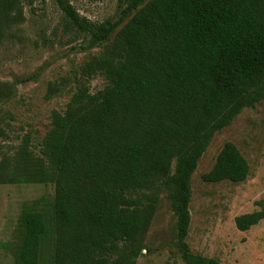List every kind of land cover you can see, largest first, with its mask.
Returning <instances> with one entry per match:
<instances>
[{
    "label": "trees",
    "instance_id": "1",
    "mask_svg": "<svg viewBox=\"0 0 264 264\" xmlns=\"http://www.w3.org/2000/svg\"><path fill=\"white\" fill-rule=\"evenodd\" d=\"M133 10L120 41L83 67L102 71L95 93L77 88L66 109L51 115L41 156L23 150L1 182H53L52 200L26 206L15 264H136L145 220L130 195L155 175L171 190L184 264H221L191 252L190 178L214 134L264 99V0H127ZM69 23L107 41L119 22L91 23L70 0H54ZM20 0H0V43ZM14 87L0 80V102ZM57 91L50 85L48 94ZM249 165L226 142L205 182H242ZM260 209L238 215L247 231L264 221ZM129 252L125 257L124 253Z\"/></svg>",
    "mask_w": 264,
    "mask_h": 264
},
{
    "label": "rangeland",
    "instance_id": "2",
    "mask_svg": "<svg viewBox=\"0 0 264 264\" xmlns=\"http://www.w3.org/2000/svg\"><path fill=\"white\" fill-rule=\"evenodd\" d=\"M91 23L119 22L109 39L90 45V35L74 28L54 0H20L16 19L10 20L0 43V80L14 87L0 102V174H12L23 150L41 156V141L51 128V115L62 113L78 87L95 93L107 84L102 71L91 75L83 67L120 41L119 30L133 13L123 14L127 0H70ZM50 85L57 91L48 94ZM226 142L239 149L249 165L242 182H205ZM190 224L186 242L192 253L216 258L221 264H264V221L247 231L234 218L260 209L264 203V99L244 108L216 132L190 178ZM142 202L145 227L136 264H184L176 236L171 190L163 178L130 193ZM53 182L0 183V264H15L21 245L20 218L26 206L50 201ZM129 252H125V257Z\"/></svg>",
    "mask_w": 264,
    "mask_h": 264
}]
</instances>
